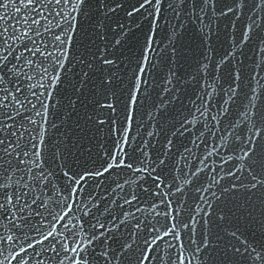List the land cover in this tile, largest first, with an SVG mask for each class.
<instances>
[{"label":"snow or ice","instance_id":"snow-or-ice-1","mask_svg":"<svg viewBox=\"0 0 264 264\" xmlns=\"http://www.w3.org/2000/svg\"><path fill=\"white\" fill-rule=\"evenodd\" d=\"M0 264H264V0H0Z\"/></svg>","mask_w":264,"mask_h":264},{"label":"water","instance_id":"water-1","mask_svg":"<svg viewBox=\"0 0 264 264\" xmlns=\"http://www.w3.org/2000/svg\"><path fill=\"white\" fill-rule=\"evenodd\" d=\"M158 39H159V38H158ZM185 39L187 40L188 37L186 36ZM218 50H219V52H220L221 54H223V51H224V48H223V47H220V46L218 45ZM132 135H135V130H133ZM186 135H187V134H186Z\"/></svg>","mask_w":264,"mask_h":264}]
</instances>
